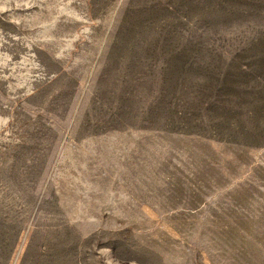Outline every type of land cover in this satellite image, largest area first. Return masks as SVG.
Returning a JSON list of instances; mask_svg holds the SVG:
<instances>
[{
	"label": "rangeland",
	"instance_id": "obj_1",
	"mask_svg": "<svg viewBox=\"0 0 264 264\" xmlns=\"http://www.w3.org/2000/svg\"><path fill=\"white\" fill-rule=\"evenodd\" d=\"M0 264H264V0H0Z\"/></svg>",
	"mask_w": 264,
	"mask_h": 264
}]
</instances>
